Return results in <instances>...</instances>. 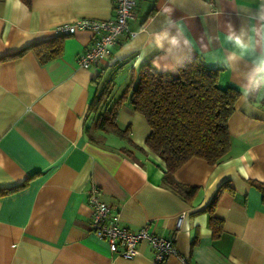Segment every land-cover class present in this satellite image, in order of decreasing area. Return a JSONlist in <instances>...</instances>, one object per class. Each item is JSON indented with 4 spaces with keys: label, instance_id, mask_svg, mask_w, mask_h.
Instances as JSON below:
<instances>
[{
    "label": "crops",
    "instance_id": "obj_1",
    "mask_svg": "<svg viewBox=\"0 0 264 264\" xmlns=\"http://www.w3.org/2000/svg\"><path fill=\"white\" fill-rule=\"evenodd\" d=\"M261 15L264 0L247 8L237 0H135L129 33L117 37L106 60L84 68L76 58L93 37L88 29L65 35L61 53L46 62L30 49L12 55L58 34L61 23L114 17V0H0V189L24 183L0 194V264H156L145 240L127 259L90 231L92 184L122 226L136 231L147 223L149 231L174 238L178 253L162 264H264V201L252 182L264 183V102L256 107L240 100L246 73L264 54L250 30L259 29ZM229 26L253 38V51L243 59L228 60L239 52L226 39ZM163 30L182 42L168 59L149 48ZM141 50L147 55L137 64ZM194 55L219 68V86H233L240 95L227 121L225 158L208 164L191 157L174 171L176 181L196 186L184 199L162 183L165 166L144 144L149 127L143 115L128 102L120 107L117 123L128 128V141L93 127L87 109L108 81L111 105L139 65L169 70ZM260 94L264 89L250 98ZM216 193L212 214L221 229L214 235L206 206Z\"/></svg>",
    "mask_w": 264,
    "mask_h": 264
},
{
    "label": "trees",
    "instance_id": "obj_2",
    "mask_svg": "<svg viewBox=\"0 0 264 264\" xmlns=\"http://www.w3.org/2000/svg\"><path fill=\"white\" fill-rule=\"evenodd\" d=\"M20 1L30 3V0ZM64 37L58 33L34 40L12 56L30 49L40 62H46L61 53ZM218 71L219 68L205 65L196 55L169 70L141 64L111 105L106 100L110 93L109 81L94 94L87 109L94 114L92 125L128 140V128H121L117 123L120 107L128 102L134 111L143 115L149 127L144 144L164 163L162 183L189 199L196 192V186L176 181L174 171L191 157L201 158L208 164L218 163L230 148L227 121L240 92L230 85L219 86ZM252 182L261 190L264 201V183ZM23 185L0 189V194ZM216 198L217 193L206 206L211 212L209 223L214 235L221 229V220L212 214Z\"/></svg>",
    "mask_w": 264,
    "mask_h": 264
},
{
    "label": "built area",
    "instance_id": "obj_3",
    "mask_svg": "<svg viewBox=\"0 0 264 264\" xmlns=\"http://www.w3.org/2000/svg\"><path fill=\"white\" fill-rule=\"evenodd\" d=\"M135 0H114V17L104 20L78 18L57 26L59 34H72L78 29H88L93 37L84 52L78 55L76 62L80 67H90L106 60L112 46L120 34H128L127 20L133 15ZM100 189L92 184L87 191V204L91 209L90 231L104 240L111 253L123 258H132L138 253L137 244L145 240L151 248L153 260L162 264L168 255H176L177 249L173 237H165L148 230L143 224L136 231L122 226L117 211L99 199ZM183 214L176 218L175 227H179Z\"/></svg>",
    "mask_w": 264,
    "mask_h": 264
},
{
    "label": "clouds",
    "instance_id": "obj_4",
    "mask_svg": "<svg viewBox=\"0 0 264 264\" xmlns=\"http://www.w3.org/2000/svg\"><path fill=\"white\" fill-rule=\"evenodd\" d=\"M238 3H241L244 7H249L253 0H237ZM163 12H171V9H163ZM259 19L262 21L259 29H256L254 25H251V32L258 34L260 37V44L262 50H264V15H261ZM178 33L181 35H185L183 33V29L178 27ZM227 41L231 42L234 47L239 50V52H233L228 60L235 61L239 59H243L247 54L253 51V38L248 37L246 39L244 30L241 29L240 33L237 34L234 30H232L231 26H229V33L226 36ZM181 39L179 35H170V33L166 30L160 31L158 33H154L152 37V42L149 45L152 53L155 54L160 59H168L172 56L174 50H178L181 48ZM190 44V40L185 38L183 40V45L187 46ZM147 52L145 50H141L140 55L137 57L136 63L139 64L141 60L145 58ZM156 67H159L158 64H155ZM247 86L240 85L241 87V95L240 100L244 102L246 105L249 103H254V106L258 107L260 101H264V94H260L256 96V98L252 99L254 92H259L261 89H264V54L258 56L253 61V67L250 71L246 73Z\"/></svg>",
    "mask_w": 264,
    "mask_h": 264
}]
</instances>
